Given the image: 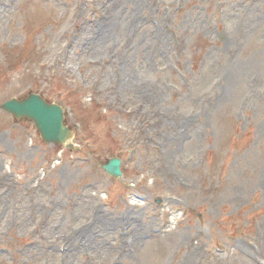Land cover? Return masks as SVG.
Listing matches in <instances>:
<instances>
[{
    "label": "rangeland",
    "instance_id": "374dc122",
    "mask_svg": "<svg viewBox=\"0 0 264 264\" xmlns=\"http://www.w3.org/2000/svg\"><path fill=\"white\" fill-rule=\"evenodd\" d=\"M0 10V106L59 103L79 148L0 110V264H264V0ZM158 197L185 211L170 233Z\"/></svg>",
    "mask_w": 264,
    "mask_h": 264
},
{
    "label": "water",
    "instance_id": "95a60500",
    "mask_svg": "<svg viewBox=\"0 0 264 264\" xmlns=\"http://www.w3.org/2000/svg\"><path fill=\"white\" fill-rule=\"evenodd\" d=\"M39 103L45 105L41 101H39ZM30 105H31L30 102H26V103H22L20 107L28 108ZM43 109H44L43 112L37 113L36 115V116L42 115V117L36 124L38 126L39 131H41V135L43 136L44 140L47 142L63 144L70 135L68 134V131L63 127L62 124L63 117L60 109L56 107L53 108L48 106L44 107ZM119 168L120 165L118 161H112V163L108 167L111 174H116V175L120 174Z\"/></svg>",
    "mask_w": 264,
    "mask_h": 264
},
{
    "label": "bare ground",
    "instance_id": "6f19581e",
    "mask_svg": "<svg viewBox=\"0 0 264 264\" xmlns=\"http://www.w3.org/2000/svg\"><path fill=\"white\" fill-rule=\"evenodd\" d=\"M0 12H1V10H0Z\"/></svg>",
    "mask_w": 264,
    "mask_h": 264
}]
</instances>
